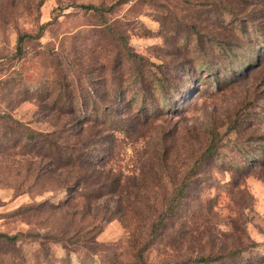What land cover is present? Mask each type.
Wrapping results in <instances>:
<instances>
[{"label": "rangeland", "instance_id": "1", "mask_svg": "<svg viewBox=\"0 0 264 264\" xmlns=\"http://www.w3.org/2000/svg\"><path fill=\"white\" fill-rule=\"evenodd\" d=\"M0 235V264H264V0H0Z\"/></svg>", "mask_w": 264, "mask_h": 264}, {"label": "trees", "instance_id": "2", "mask_svg": "<svg viewBox=\"0 0 264 264\" xmlns=\"http://www.w3.org/2000/svg\"><path fill=\"white\" fill-rule=\"evenodd\" d=\"M81 8L84 9V10H87V11H95V10H97V8H95L92 5H82ZM24 37L25 36L19 37V39L17 41V52L16 53L19 54V55L21 54V47H20V45H21V42L24 40ZM26 137H27V139L28 138H30V139L33 138L35 140V137L31 136L30 134H28ZM0 237L5 238V239H8V240L14 239V238H8V237H6L4 235H0ZM196 262L199 263V264H208L210 262V260L208 258H201V259L196 260Z\"/></svg>", "mask_w": 264, "mask_h": 264}]
</instances>
